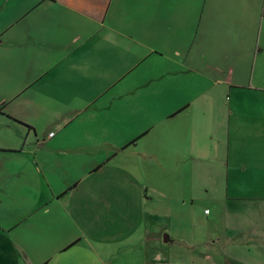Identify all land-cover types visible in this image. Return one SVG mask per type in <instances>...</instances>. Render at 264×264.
I'll return each mask as SVG.
<instances>
[{
  "label": "crops",
  "instance_id": "crops-1",
  "mask_svg": "<svg viewBox=\"0 0 264 264\" xmlns=\"http://www.w3.org/2000/svg\"><path fill=\"white\" fill-rule=\"evenodd\" d=\"M0 110V264H264V0H0Z\"/></svg>",
  "mask_w": 264,
  "mask_h": 264
},
{
  "label": "rangeland",
  "instance_id": "rangeland-1",
  "mask_svg": "<svg viewBox=\"0 0 264 264\" xmlns=\"http://www.w3.org/2000/svg\"><path fill=\"white\" fill-rule=\"evenodd\" d=\"M10 67H5L6 69V79L7 82L5 83V89L1 90V92L3 93V97L6 98L8 97L10 94V89L13 88L16 85H19L20 82L27 80L31 77V72L29 71H25L24 74H22L21 72H19L16 69V66L13 64H9ZM15 66V67H14ZM12 68V69H11ZM154 85V84H153ZM157 87V85H155ZM254 93V91L252 92ZM253 98L251 97L248 100V97L244 100V102L242 104H248V105H254L252 102ZM262 115H258V116H254L252 118H250L249 120H253V121H262L263 120ZM53 134H51L52 136ZM186 163V162H184ZM154 165L155 162H154ZM155 178H151V184H156L159 185L160 183L158 182H154ZM147 181V179H146ZM197 210H195V214L198 215V218H200L201 220L204 221V217L202 215L203 211L205 209L211 210L214 209L212 208V205H208L209 201H207V194L205 192H201L199 194V197L197 199ZM200 207V208H199ZM257 214L258 216L262 217L264 216V210L261 208H258L257 210ZM218 213V212H217ZM214 215L216 217H221V214H216V212L214 211ZM262 215V216H261ZM225 225H223L224 227ZM68 228H69V223H68ZM72 233L75 232L73 230V228L71 229ZM122 234L121 236L125 235L126 233L130 232V230L128 229H121ZM94 248L96 249V247L94 246V241H92L91 239H84L81 238L78 242H76L75 244H71L69 245L64 251H62L60 253V261L56 262L55 264H82L84 257L87 258V262L88 264H98L101 263V261H106L109 257V254L106 251H102L100 254L97 255L96 258L94 257ZM102 250H106L105 248ZM125 256H117L115 257V260L113 261L112 264H128V257ZM47 264H52L51 261L48 262Z\"/></svg>",
  "mask_w": 264,
  "mask_h": 264
},
{
  "label": "trees",
  "instance_id": "trees-1",
  "mask_svg": "<svg viewBox=\"0 0 264 264\" xmlns=\"http://www.w3.org/2000/svg\"><path fill=\"white\" fill-rule=\"evenodd\" d=\"M0 112H1V110H0ZM28 127V126H27ZM28 129H30V130H33L32 128H30V127H28Z\"/></svg>",
  "mask_w": 264,
  "mask_h": 264
}]
</instances>
